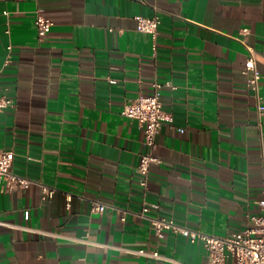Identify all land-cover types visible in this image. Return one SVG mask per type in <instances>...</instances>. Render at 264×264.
I'll return each mask as SVG.
<instances>
[{"label": "crops", "instance_id": "0c3cea01", "mask_svg": "<svg viewBox=\"0 0 264 264\" xmlns=\"http://www.w3.org/2000/svg\"><path fill=\"white\" fill-rule=\"evenodd\" d=\"M38 11L52 21L42 39ZM137 15L159 18L155 39ZM244 36L257 93L241 73ZM154 83L173 122L157 134L160 162L144 190V129L122 110ZM256 94L264 103V0H0V95L13 100L0 113V148L35 181L0 189V264H171L140 248L208 264L201 241L158 238L137 212L158 203L150 215L217 236L252 225L264 181Z\"/></svg>", "mask_w": 264, "mask_h": 264}, {"label": "built area", "instance_id": "2783aa9c", "mask_svg": "<svg viewBox=\"0 0 264 264\" xmlns=\"http://www.w3.org/2000/svg\"><path fill=\"white\" fill-rule=\"evenodd\" d=\"M137 30L149 33L153 39L158 34L159 18L136 16ZM37 35L42 39L50 30L52 21L45 17L41 11H38L34 20ZM244 35L249 32L247 28L241 29ZM242 42L248 50V57L244 63L241 73L245 76L247 86L253 88L256 93L258 90V82L261 78V72L256 65V51L248 43L246 36ZM11 46H8L10 49ZM170 84L169 82L167 83ZM154 90L151 94H139L134 99L126 103L123 107L122 114L127 117L136 119L143 126L144 138L143 146L146 151L140 155L136 166V173L140 186L145 190L148 184L149 170L152 164L160 162L153 150L156 147V137L159 133L162 123L173 122V116L170 112L163 108L161 100V84L154 83ZM258 97V94H256ZM13 100L5 95H0V113L3 109L12 105ZM257 111L259 115L264 113V103H261L258 97ZM179 131H183L179 128ZM14 158L12 150L0 148V189L4 191H14L24 189L35 183L32 179L16 174L12 171L11 166ZM42 198H50L54 189L47 187L41 183ZM71 197L67 198V206H70ZM261 213L251 216L252 225L245 229L232 233L228 236H217L208 234L200 230L191 229L185 225L177 223L173 218L159 215H150L151 208H159L158 203H150L144 201L138 215L149 221L150 227L158 238H163L167 232L180 234L190 241H201L208 257V264H264V181L262 197L258 201ZM106 204L100 201H94L91 206L92 213H102ZM124 220V216L121 218ZM1 223V222H0ZM82 240L90 242L85 237ZM136 253L147 258L170 261L171 264H185L181 261L169 258L157 250H149L140 248L134 250Z\"/></svg>", "mask_w": 264, "mask_h": 264}]
</instances>
